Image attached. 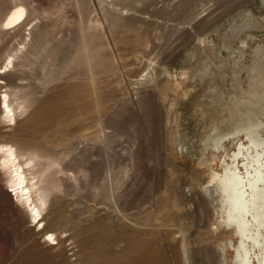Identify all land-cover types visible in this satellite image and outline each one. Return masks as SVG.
<instances>
[{
	"label": "rangeland",
	"instance_id": "rangeland-1",
	"mask_svg": "<svg viewBox=\"0 0 264 264\" xmlns=\"http://www.w3.org/2000/svg\"><path fill=\"white\" fill-rule=\"evenodd\" d=\"M263 256L264 0H0V264Z\"/></svg>",
	"mask_w": 264,
	"mask_h": 264
},
{
	"label": "bare ground",
	"instance_id": "bare-ground-1",
	"mask_svg": "<svg viewBox=\"0 0 264 264\" xmlns=\"http://www.w3.org/2000/svg\"><path fill=\"white\" fill-rule=\"evenodd\" d=\"M23 16H24V9L21 7L15 8L6 17L5 24H4L5 28H10L18 24L19 22H21V20L23 19ZM260 264H264V256L262 257Z\"/></svg>",
	"mask_w": 264,
	"mask_h": 264
}]
</instances>
